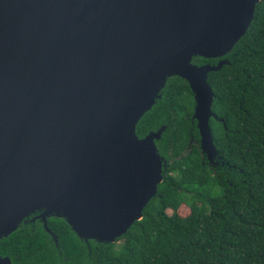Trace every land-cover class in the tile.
<instances>
[{
	"label": "water",
	"instance_id": "1",
	"mask_svg": "<svg viewBox=\"0 0 264 264\" xmlns=\"http://www.w3.org/2000/svg\"><path fill=\"white\" fill-rule=\"evenodd\" d=\"M258 1L0 0V239L30 215L56 245L49 217L106 244L140 220L163 180L165 126L135 128L171 76L193 93L199 146L216 167L210 119L225 122L208 73L231 63L222 57Z\"/></svg>",
	"mask_w": 264,
	"mask_h": 264
},
{
	"label": "trees",
	"instance_id": "2",
	"mask_svg": "<svg viewBox=\"0 0 264 264\" xmlns=\"http://www.w3.org/2000/svg\"><path fill=\"white\" fill-rule=\"evenodd\" d=\"M222 58L231 63L207 78L212 110L225 122L210 119L216 167L199 146L193 93L171 76L135 128L143 137L165 126L155 140L166 160L163 180L142 218L106 244L85 242L63 218L49 217L56 245L30 215L0 239V255L12 264H264V0ZM192 61L215 64L218 58Z\"/></svg>",
	"mask_w": 264,
	"mask_h": 264
}]
</instances>
